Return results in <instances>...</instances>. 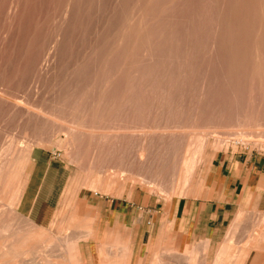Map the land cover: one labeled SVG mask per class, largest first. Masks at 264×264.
<instances>
[{"label": "rangeland", "instance_id": "1", "mask_svg": "<svg viewBox=\"0 0 264 264\" xmlns=\"http://www.w3.org/2000/svg\"><path fill=\"white\" fill-rule=\"evenodd\" d=\"M227 150L264 155V0H0V264H20L31 248L9 244L31 237L55 240L56 264L69 242L79 256L116 200L149 225ZM34 159L65 181L38 232L15 211ZM263 219L264 199L237 209L215 264H264Z\"/></svg>", "mask_w": 264, "mask_h": 264}, {"label": "crops", "instance_id": "2", "mask_svg": "<svg viewBox=\"0 0 264 264\" xmlns=\"http://www.w3.org/2000/svg\"><path fill=\"white\" fill-rule=\"evenodd\" d=\"M31 164L16 201L15 211L26 221L32 232H38L41 228L50 229L65 181L52 162L34 159ZM39 167L45 168L40 171ZM261 199H264V155L251 150H227L210 160L202 187L197 193L177 199L169 212L166 208H161L158 214L152 212L149 225L143 221L142 211L138 212L135 207L132 214L133 208L124 210L122 207L119 210V201L116 200L110 203V212L109 205L103 213L105 225L99 239L79 240L81 254L76 257L69 254L72 246V242H69L65 254L58 257L61 264H119L121 260L118 253L122 240L119 234L122 232L129 237L127 264H160L162 261L184 264L196 261L198 252L197 262L215 264L219 255L216 254L217 248L224 245L221 244L224 242L223 238L219 236L225 231L229 219L237 209L258 206ZM108 215L112 231L105 234ZM121 216L128 219L127 229L120 226ZM130 220L133 224H129ZM142 226L146 228L143 237L139 238ZM165 231H170L173 237L171 244L162 242L161 237L165 235ZM9 245L31 248L29 256L23 254L17 257L15 261L20 264L57 262L53 239H48V244L45 245L47 251H40V246L44 245L33 237Z\"/></svg>", "mask_w": 264, "mask_h": 264}, {"label": "bare ground", "instance_id": "3", "mask_svg": "<svg viewBox=\"0 0 264 264\" xmlns=\"http://www.w3.org/2000/svg\"><path fill=\"white\" fill-rule=\"evenodd\" d=\"M233 128H234V127H233ZM216 130H217V129H216ZM198 139H199V137H198ZM200 139H201V138H200ZM203 140H204V139H203ZM205 140H207V139H205ZM202 142H203V141H202ZM200 145H201V147H200ZM200 145H199V147L202 148V145H203V144L200 143ZM196 146H197V145H196ZM195 148H198V147H195ZM200 148H199V149H200ZM201 150H202V149H201ZM201 150H200V151H201ZM198 151H199V150H198ZM198 151H195V153L198 152ZM193 153H194V151H193ZM193 153H192V154H193ZM195 153H194V155H195ZM198 153H199V152H198ZM198 153H197V155H199ZM197 155H196V156H197ZM188 159H189V158H188ZM189 161H190V160H189ZM192 162H193V158H192ZM192 162H191V163H192ZM194 162H195V160H194ZM194 162H193V163H194ZM184 163H185V162H183V165H184ZM186 163H187V162H186ZM191 163H190V164H191ZM194 165H195V163H194ZM181 166H182V165H181ZM186 166H187L186 168H188L189 165H186ZM191 167H192V165H191ZM191 167L189 166V168H191ZM186 170H187V174H188V173H190V171H192L193 169L190 170L189 172H188V169H186ZM120 171H122V169H121ZM127 172H128V170H127ZM184 172H185V170H184ZM184 172H183V173H184ZM115 173H118V172H115ZM183 173H182V174H183ZM185 173H186V172H185ZM124 174H125V173H123V171H122L121 173L117 174V176H118V177H122V178H123V176H127L126 174H125V175H124ZM130 174H131V173H130ZM130 174H129V176H130ZM133 175H134V174L132 173V176H133ZM191 175H192V174H191ZM134 176H137V174L134 175ZM134 176L131 178V180H132L133 178H135ZM187 176L189 177V174H188ZM115 177H116V176H115ZM184 177H185V176H184ZM184 177H183V178H184ZM116 178H117V177H116ZM122 178H121V179H122ZM124 178H126V177H124ZM128 178H129V177L127 176V179H128ZM137 178H138V177H137ZM117 179H118V178H117ZM121 179H120V181H122ZM129 179H130V178H129ZM129 179H128V180H129ZM135 179H136V178H135ZM185 179H186V177H185ZM185 179H183V181H185ZM188 179H189V178H187V180H188ZM118 180H119V179H118ZM178 180H179V178H178ZM124 181H125V180H124ZM124 181H123V182H124ZM134 182H135V181H134ZM151 182H152V181H151ZM125 183H126V182H125ZM145 183H146V182H145ZM120 184H121V183H120ZM178 184H179V182H178ZM182 184H183V183H182ZM186 184H187V183H186ZM121 185L123 186L124 184H121ZM179 185H180V184H179ZM153 186H154V185H153ZM185 186H186V185H185ZM157 188H158V187H157ZM159 188H161V187H159ZM159 188H158V189H159ZM177 188H178V187H176V189H177ZM183 188H184V187H183ZM183 188H182V189H183ZM176 189H175V190H176ZM182 189H181V192H182ZM176 191H177V190H176ZM179 191H180V188H179ZM122 192H123V191H122ZM174 193H175V192H174ZM179 193H180V192H179ZM166 195H167V194H166ZM263 220H264V219H263ZM235 227H236V226H235Z\"/></svg>", "mask_w": 264, "mask_h": 264}]
</instances>
